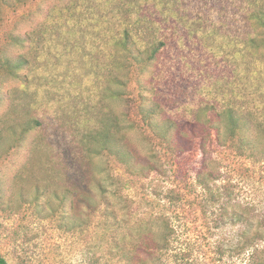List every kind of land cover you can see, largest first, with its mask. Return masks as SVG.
<instances>
[{
    "label": "rangeland",
    "instance_id": "rangeland-1",
    "mask_svg": "<svg viewBox=\"0 0 264 264\" xmlns=\"http://www.w3.org/2000/svg\"><path fill=\"white\" fill-rule=\"evenodd\" d=\"M169 1L0 0V255L9 264H123L117 243L143 229L173 233L164 264L264 263V46L250 53L236 38L241 1L179 0L209 19L205 40L170 42L153 67L160 76L152 93L136 79L125 99L105 91L99 68L108 64L111 31L124 21L143 26L137 42L150 46L161 38L149 29L166 26L178 7ZM12 34H27L29 47ZM22 57L30 64L9 72L7 59ZM212 100L249 109L258 144L226 141L224 132L220 140L214 112L196 122ZM153 101L165 110L152 124L145 110ZM34 118L40 130L22 135ZM168 118L179 128L161 137ZM104 131L113 151L96 145ZM103 194L116 204V222ZM184 252L186 260L174 257Z\"/></svg>",
    "mask_w": 264,
    "mask_h": 264
},
{
    "label": "trees",
    "instance_id": "trees-1",
    "mask_svg": "<svg viewBox=\"0 0 264 264\" xmlns=\"http://www.w3.org/2000/svg\"><path fill=\"white\" fill-rule=\"evenodd\" d=\"M240 1L241 3L236 7L235 16L237 18L234 19V21L236 22L237 27L238 24H241L247 31L243 33L242 28L240 33L235 34L236 38L241 42V45L245 47V51L247 50L251 53L256 50V53L260 55L259 49L264 46V0ZM16 2L22 5L28 4L30 0H16ZM168 4H171L172 6L178 4V7L175 9V14L173 13L171 17L167 18V25L163 28L152 26V29H149L150 33L155 34L157 31L160 32L159 35L161 39L155 42L153 41L148 47H142L137 42L138 33L144 31L143 26L124 21L121 31H111L112 39L111 45L108 48V64L104 67V70H100L99 68V73H102L108 82L105 91L110 97L117 100L125 99L127 90H130L131 83L135 79L140 87L143 86L144 91L148 90L149 93H152L155 89V81L159 78L158 76H160V71L155 72L153 67L158 63L161 54L168 47L170 42L175 41L178 37L184 39L183 42L187 44L189 43L188 40L190 37L196 38L200 43L205 40L206 35H203L201 31L204 26L209 25V23H207V20L209 21V19H205L204 16L201 17L202 14L193 15V13L190 14L187 12V9L183 10L180 6L181 2L179 0H171ZM171 5L168 7V10L171 9ZM44 15H46V13H44ZM219 30H221V27L217 29V32L221 34ZM168 31H170V33H168ZM11 38L14 43L26 48L29 47L26 46L28 40L27 34H12ZM213 38L216 39V37ZM4 64L5 66H8L7 69L9 72H13L16 75V69H21L24 65H29L30 62L26 61L23 57L21 59H16L15 62L8 58ZM147 73L150 81L144 83L142 79ZM212 101L213 102H207L202 107L198 108L195 112L197 118L196 122L201 121L200 118H198V115L200 117L201 114H207L206 116L209 117L208 114L214 112L219 118L221 126L224 127V129H221L222 132L219 136L220 140H223L221 136L224 132L226 141L236 140L237 136L240 135L242 136L243 142L245 141V146L247 148L258 144L260 139L254 135L257 124L249 109L240 111L231 104H229V107L227 108H222L218 101ZM161 104L162 103L158 101H153V104H147L148 107H146L145 116L147 117L146 119L149 120V123L153 124L155 118L158 119L165 110ZM117 121L118 120H116L115 123ZM214 122L215 121L212 119H208L205 123L209 126L217 127L215 130H218L217 135H219V126H216L219 124ZM41 127L42 123L34 118L26 123L22 135L30 132L34 134L40 130ZM178 128L179 123L168 118L165 120L164 126L160 127L161 134L159 135L161 137L169 138L170 136H168V134L171 135L173 133L174 135ZM97 134L99 136V139L96 142L97 147L101 150L108 149L113 151L114 148L111 146L112 142L110 143L112 138L108 136L105 131L98 132ZM99 134H101V136ZM170 139L174 140L173 137ZM81 148L86 156L93 151L91 144L81 146ZM121 148L124 149L122 159L125 163L130 165L132 161L131 155H133L131 148L128 147L125 142L121 145ZM47 192L49 193V190ZM71 195L72 193L66 190L62 197L66 201H71ZM102 197L104 200L103 204L105 206L106 217L109 219L111 218L116 222L118 218V213L115 208L116 204L104 194ZM47 204L50 207L51 199H47ZM141 228L142 227L140 226V230H142ZM147 231L151 230L143 229L142 234L129 233L126 238L121 239V242L117 243L116 247L120 250L119 255L123 264H164V261H166L165 258L169 259L171 257L169 256V252L171 251V246L174 240L173 233L165 231L158 238L157 236L154 237L153 232L148 233ZM175 256H180V260L182 261L188 258V254L185 252L180 255L176 254L174 257ZM255 258L254 254V259ZM0 264H9L2 255H0Z\"/></svg>",
    "mask_w": 264,
    "mask_h": 264
}]
</instances>
